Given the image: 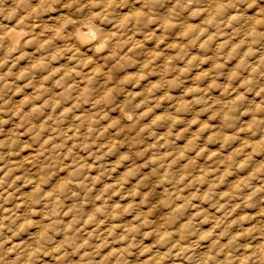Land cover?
I'll return each instance as SVG.
<instances>
[{"label":"clouds","instance_id":"obj_1","mask_svg":"<svg viewBox=\"0 0 264 264\" xmlns=\"http://www.w3.org/2000/svg\"><path fill=\"white\" fill-rule=\"evenodd\" d=\"M0 264H264V0H0Z\"/></svg>","mask_w":264,"mask_h":264}]
</instances>
